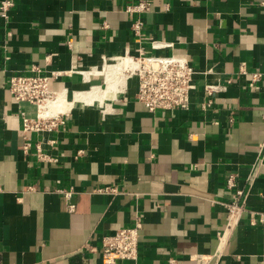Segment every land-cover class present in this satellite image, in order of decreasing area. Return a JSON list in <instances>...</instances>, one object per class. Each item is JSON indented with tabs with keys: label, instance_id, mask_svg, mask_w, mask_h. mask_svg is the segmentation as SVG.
Segmentation results:
<instances>
[{
	"label": "crops",
	"instance_id": "crops-1",
	"mask_svg": "<svg viewBox=\"0 0 264 264\" xmlns=\"http://www.w3.org/2000/svg\"><path fill=\"white\" fill-rule=\"evenodd\" d=\"M14 1L9 19L0 16V264H106L104 236L137 218L138 259L116 264H195L196 253L218 250V264H264V0H151L135 15L141 35L125 10L139 0ZM152 40L171 42L159 52L197 70L190 109L150 112L136 100L137 79L124 77L98 105L52 110L63 120L53 130L24 132L20 111L34 118L37 106L14 99L12 75L39 64L72 71L56 93L102 89L114 65L103 55L151 53ZM227 77L203 110L205 83ZM38 142L56 160L40 159ZM237 188L243 209L226 229Z\"/></svg>",
	"mask_w": 264,
	"mask_h": 264
},
{
	"label": "built area",
	"instance_id": "built-area-1",
	"mask_svg": "<svg viewBox=\"0 0 264 264\" xmlns=\"http://www.w3.org/2000/svg\"><path fill=\"white\" fill-rule=\"evenodd\" d=\"M15 5L14 0L0 1V16L8 20L12 8ZM151 0H139L126 6L128 16L133 20L132 29L136 35H141L143 21L135 19L136 14L145 13L151 8ZM108 22L103 21V27H107ZM11 35V32H8ZM154 52L148 53L144 47H139L137 54H126L107 57L103 55L101 60L106 63H120L122 60H128L124 68L126 77H135L137 79L136 100L141 102L150 112L156 110H177L190 109L192 104L191 94L196 86L195 75L197 70L191 64L189 58L175 53L166 54L159 52L160 49L172 46L171 42L152 40L150 42ZM120 61V62H119ZM241 72H246L245 66L240 67ZM72 71L67 70H48L39 64H33L28 72L16 73L9 79V91L14 99L19 103H32L37 106V116L29 117L23 109L20 111L24 132L50 131L63 122L59 114L41 113L39 106L45 101L52 100L56 96V90L53 83L60 77L68 75ZM84 73V71H82ZM252 82H257L263 77L261 71L251 73ZM226 83L220 81H208L204 85L205 98L201 101V108L208 109L212 104L213 94L227 89L228 83H231L232 77H227ZM23 148L29 152L32 142L24 135ZM36 155L47 161L56 160L54 157L45 153L41 143L36 144ZM228 186L234 188L237 185L236 177L232 174L228 177ZM99 191L114 192L115 187H102ZM65 195L70 197L72 191L64 190ZM244 195L243 189L237 188L233 194V200L227 203L228 222L226 229L232 228L241 215L243 209L241 199ZM73 208V205H71ZM260 221L264 222V213L260 216ZM142 221L137 218L133 225L120 227L113 234L106 235L103 238L101 252L103 261L106 264H116L121 260H136L139 256V239ZM226 231L219 235L222 239ZM222 251L215 253H196L194 255L195 264H209L215 261L218 264ZM168 264H178L176 258H169Z\"/></svg>",
	"mask_w": 264,
	"mask_h": 264
},
{
	"label": "bare ground",
	"instance_id": "bare-ground-1",
	"mask_svg": "<svg viewBox=\"0 0 264 264\" xmlns=\"http://www.w3.org/2000/svg\"><path fill=\"white\" fill-rule=\"evenodd\" d=\"M127 64L128 60L125 59L118 64L114 63V65H110L108 68L106 67L107 69L105 73L107 77V86L105 88L100 89L98 87H93L90 90L73 92L71 94H68L65 90H62L56 94L54 99L45 101L42 105H40L38 110L41 111V113H51L52 110H55L56 108H61V106H64L68 103L72 104L77 102H81L83 104L95 103L98 105L105 97H111L110 95L115 91L117 81L126 77L124 74V68ZM125 80L126 79H124V81ZM65 110H63V112ZM57 113L58 112L55 111L53 114Z\"/></svg>",
	"mask_w": 264,
	"mask_h": 264
}]
</instances>
